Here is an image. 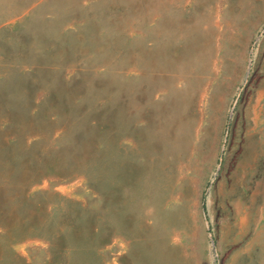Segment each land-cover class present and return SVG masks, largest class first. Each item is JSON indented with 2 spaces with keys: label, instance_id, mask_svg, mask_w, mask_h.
<instances>
[{
  "label": "rangeland",
  "instance_id": "obj_1",
  "mask_svg": "<svg viewBox=\"0 0 264 264\" xmlns=\"http://www.w3.org/2000/svg\"><path fill=\"white\" fill-rule=\"evenodd\" d=\"M0 10V264H264V0Z\"/></svg>",
  "mask_w": 264,
  "mask_h": 264
},
{
  "label": "bare ground",
  "instance_id": "obj_2",
  "mask_svg": "<svg viewBox=\"0 0 264 264\" xmlns=\"http://www.w3.org/2000/svg\"><path fill=\"white\" fill-rule=\"evenodd\" d=\"M248 114L250 115L249 118L253 120V122H254V124L256 126V127H254L255 128L254 131L256 132V130H259L261 124L264 123V121H263V117H264V93L263 92H260L258 94V97H257V100H256V104L253 107V111H252V113L248 112ZM254 131L249 133L247 136H249L251 138V136L254 134ZM262 136L264 137V135H262ZM251 162L252 161L249 160L248 162H245L243 165H240V166H242V173H243L242 175L245 178H246V176L248 174H251L249 172H252V168L254 167L251 164ZM244 188H245V190L243 192V198H250L251 200H254L256 198V193L257 192L254 191V192H251V194H249L248 189L246 187H244ZM241 201L242 200L239 199V207L242 205L240 208L243 211L242 214H240V216H241V222L244 223L248 219L249 206H247V203H246L247 201L244 200L243 203H241ZM184 255H187L186 252H184Z\"/></svg>",
  "mask_w": 264,
  "mask_h": 264
}]
</instances>
